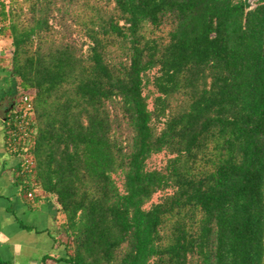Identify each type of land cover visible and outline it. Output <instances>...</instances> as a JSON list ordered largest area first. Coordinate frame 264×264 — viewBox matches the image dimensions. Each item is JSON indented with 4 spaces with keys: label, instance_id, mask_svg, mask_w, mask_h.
Here are the masks:
<instances>
[{
    "label": "trees",
    "instance_id": "obj_1",
    "mask_svg": "<svg viewBox=\"0 0 264 264\" xmlns=\"http://www.w3.org/2000/svg\"><path fill=\"white\" fill-rule=\"evenodd\" d=\"M255 3L0 0L17 96L33 102L17 181L56 197L68 261L264 264Z\"/></svg>",
    "mask_w": 264,
    "mask_h": 264
},
{
    "label": "crops",
    "instance_id": "obj_2",
    "mask_svg": "<svg viewBox=\"0 0 264 264\" xmlns=\"http://www.w3.org/2000/svg\"><path fill=\"white\" fill-rule=\"evenodd\" d=\"M0 61V264H75L68 261L63 214L53 194L29 195L17 181L20 156L11 149L7 114L19 93L11 73L10 39Z\"/></svg>",
    "mask_w": 264,
    "mask_h": 264
},
{
    "label": "built area",
    "instance_id": "obj_3",
    "mask_svg": "<svg viewBox=\"0 0 264 264\" xmlns=\"http://www.w3.org/2000/svg\"><path fill=\"white\" fill-rule=\"evenodd\" d=\"M1 17H0V61L6 55V50L1 47V40L5 34L1 32ZM33 109L32 95L29 93L22 94L9 110L7 114V122L9 124L15 123V126L11 128L8 135V141L13 151H19L21 154V163L23 169L29 168L32 164V160L27 158V147L22 145L27 141V137L30 133L29 116ZM9 118V119H8ZM32 193L29 192V195Z\"/></svg>",
    "mask_w": 264,
    "mask_h": 264
},
{
    "label": "rangeland",
    "instance_id": "obj_4",
    "mask_svg": "<svg viewBox=\"0 0 264 264\" xmlns=\"http://www.w3.org/2000/svg\"><path fill=\"white\" fill-rule=\"evenodd\" d=\"M58 16L61 17L60 14H58ZM69 16H70V15H69ZM69 16H67V19H68V20H71L72 18L69 17ZM59 17H57V18L59 19ZM59 21H60V20H59ZM54 22H55V24H56L57 26H59V24H58V23H59L58 20H55ZM6 37H7V36H6ZM1 47L5 49V47H3L2 45H1ZM152 88H153V87H152ZM152 88H151V89H152ZM148 90H149V88H146V89H145V91H148ZM152 96H153V95H151V99H152ZM151 103H152V100H151ZM167 156H168V154H166L165 152H161V153L155 154V155H153V156L151 157V159L149 160V165H150V166H160L161 164H163V163L165 162ZM117 178H118L119 183H121V179H122V177H121V176H119V177L117 176ZM165 192H166V191H159V192L155 193L154 196H153V198H152V200H151V202H152V201H156V200H158L159 197H161V195H163ZM151 202H149V204H150Z\"/></svg>",
    "mask_w": 264,
    "mask_h": 264
},
{
    "label": "water",
    "instance_id": "obj_5",
    "mask_svg": "<svg viewBox=\"0 0 264 264\" xmlns=\"http://www.w3.org/2000/svg\"><path fill=\"white\" fill-rule=\"evenodd\" d=\"M255 0H245V8L248 10L255 6Z\"/></svg>",
    "mask_w": 264,
    "mask_h": 264
}]
</instances>
